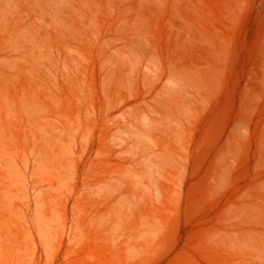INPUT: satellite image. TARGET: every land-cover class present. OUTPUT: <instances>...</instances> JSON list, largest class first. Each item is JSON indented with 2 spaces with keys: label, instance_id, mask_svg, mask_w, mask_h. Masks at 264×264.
<instances>
[{
  "label": "rangeland",
  "instance_id": "1",
  "mask_svg": "<svg viewBox=\"0 0 264 264\" xmlns=\"http://www.w3.org/2000/svg\"><path fill=\"white\" fill-rule=\"evenodd\" d=\"M136 29L177 131L129 122ZM0 264H264V0H0Z\"/></svg>",
  "mask_w": 264,
  "mask_h": 264
},
{
  "label": "bare ground",
  "instance_id": "2",
  "mask_svg": "<svg viewBox=\"0 0 264 264\" xmlns=\"http://www.w3.org/2000/svg\"><path fill=\"white\" fill-rule=\"evenodd\" d=\"M139 31L136 29L131 34L129 40L128 38H126L123 40V42H121L122 44L121 43L120 44L123 48L133 52L137 56V59L142 64H144L150 71L155 72L153 74H151L149 70L145 72V75L148 78L147 81L148 83H150L149 89L151 93L153 94L149 96L148 98H145L141 101H137V103L134 102L135 104L132 105L130 109L128 108L127 115H129V122L132 125L134 131L136 130L139 133L142 132L144 134L151 133L154 129L156 130L157 127H166L170 130L177 131L181 124L180 117L184 113L183 111H185L183 108L184 105L186 104V102L184 101V96L188 92L190 85H192L190 82L192 80L190 78L192 77H190L187 71H183L177 66H175L174 63L171 65V60H169L170 61L169 65H163V64H159L158 62L159 60L157 57V65L152 66L151 61L156 60V59L152 60L156 57V55L154 53L155 55L154 57V55L152 54L153 53L152 50L149 49L147 44H142V42L139 40L140 36L138 37V35L141 33ZM113 73H114L113 69L109 71L106 70L103 75V80L105 82L106 80L108 81L112 77ZM165 79H167L168 84L166 82H163V80L166 81ZM198 83H201V82H198ZM187 95H190V94L188 93ZM107 103L110 104L109 100ZM123 108H124L123 110H125V107ZM124 113L126 114L125 111ZM162 113H164V115L167 114L166 115L167 118H165L166 116H163ZM157 114L159 115V117H157ZM140 116L146 117L144 122L141 121ZM125 119H127L126 116H125Z\"/></svg>",
  "mask_w": 264,
  "mask_h": 264
}]
</instances>
